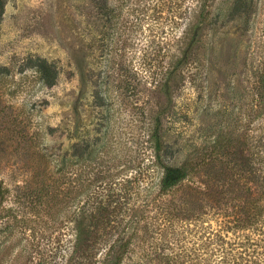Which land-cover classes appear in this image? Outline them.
<instances>
[{
    "label": "rangeland",
    "instance_id": "1",
    "mask_svg": "<svg viewBox=\"0 0 264 264\" xmlns=\"http://www.w3.org/2000/svg\"><path fill=\"white\" fill-rule=\"evenodd\" d=\"M3 1L0 120L17 113L11 105L35 104L31 117H16L39 124L45 144L64 153L90 141L97 157L119 158L116 168L132 181L119 214L127 243L119 264H186L183 235L156 229L150 217L146 189L162 173L153 165V127L158 121L177 148L174 165L192 151L217 150V138L230 148L250 134L264 138V0H107L105 8L91 0ZM41 60L52 66L50 85L39 80ZM68 211L54 220L37 214L31 228L22 213L0 219V264H91L74 252ZM81 229L83 248L96 237L87 224ZM94 246L99 258L108 244Z\"/></svg>",
    "mask_w": 264,
    "mask_h": 264
},
{
    "label": "trees",
    "instance_id": "2",
    "mask_svg": "<svg viewBox=\"0 0 264 264\" xmlns=\"http://www.w3.org/2000/svg\"><path fill=\"white\" fill-rule=\"evenodd\" d=\"M106 1L91 0L98 8H105ZM3 8L0 0V15ZM188 53L189 48L183 51L185 58ZM35 66L39 80L50 85L52 66L45 60ZM260 85L264 100V72ZM36 106L11 105L17 113L0 120V219L22 213L31 228L37 214L54 220L73 208L68 211L74 221L73 249H81V261L119 264L127 246L118 231L119 214L132 194L131 179L120 174L125 168H116L119 158L94 155L90 141L72 144L70 152L64 153L42 142L37 136L39 124L16 117L18 112L31 117ZM151 136L153 165L162 173L158 184L146 189L150 190V217L156 219V229L183 235L180 255L186 264H264L263 135L238 139L233 148L231 140L217 138L212 143L217 150L192 151L179 165L168 163L177 148L163 140L158 121ZM6 202L11 205L4 206ZM83 224L96 239L81 248L88 234L82 235ZM101 242L108 246L95 258L94 245Z\"/></svg>",
    "mask_w": 264,
    "mask_h": 264
}]
</instances>
